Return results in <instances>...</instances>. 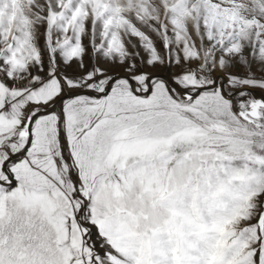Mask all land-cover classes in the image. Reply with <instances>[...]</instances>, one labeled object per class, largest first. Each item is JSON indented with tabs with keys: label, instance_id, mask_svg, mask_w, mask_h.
I'll return each instance as SVG.
<instances>
[{
	"label": "snow or ice",
	"instance_id": "6c2138e0",
	"mask_svg": "<svg viewBox=\"0 0 264 264\" xmlns=\"http://www.w3.org/2000/svg\"><path fill=\"white\" fill-rule=\"evenodd\" d=\"M0 264H264V0H0Z\"/></svg>",
	"mask_w": 264,
	"mask_h": 264
}]
</instances>
